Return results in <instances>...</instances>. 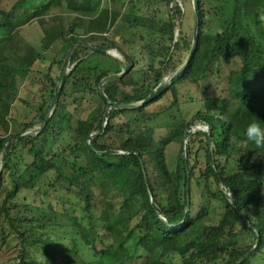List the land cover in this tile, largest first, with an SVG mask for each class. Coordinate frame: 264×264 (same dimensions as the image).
<instances>
[{
  "label": "trees",
  "instance_id": "16d2710c",
  "mask_svg": "<svg viewBox=\"0 0 264 264\" xmlns=\"http://www.w3.org/2000/svg\"><path fill=\"white\" fill-rule=\"evenodd\" d=\"M161 1L166 16L157 9L149 15L133 7L97 10L95 0L0 6V56L13 60L0 73L11 66L31 70L41 57L6 47L26 24L38 22L45 49L54 19L58 39L75 43L74 65L52 113L59 87L52 64L37 77L43 93L36 105L0 77V264H264V149L245 136L253 121L264 127V0H213L215 32L206 30L198 0V40L183 70L142 105L107 111L109 101L135 105L149 98L180 68L177 53L190 54L194 40L176 36L172 0ZM85 6L96 14L81 15ZM176 12L182 15L180 7ZM116 25L124 33L114 38ZM85 43L118 49L127 67ZM132 44L147 53L146 69H134L137 56L126 50ZM234 60L239 66L227 71L224 64ZM186 83L198 90L185 95L197 107L191 120L179 93ZM169 95L170 103H159ZM37 122L39 129L22 136ZM196 122L209 131H192ZM185 141L186 157L181 149L171 168L169 146ZM24 191L40 203L18 202ZM211 210L218 219L206 223Z\"/></svg>",
  "mask_w": 264,
  "mask_h": 264
},
{
  "label": "rangeland",
  "instance_id": "374dc122",
  "mask_svg": "<svg viewBox=\"0 0 264 264\" xmlns=\"http://www.w3.org/2000/svg\"><path fill=\"white\" fill-rule=\"evenodd\" d=\"M14 0H0V6L1 7H9L11 3ZM63 5H66V2H64ZM97 10L99 8H113V9H121L124 12H129L131 10V7L135 9L137 12L143 15H149L154 11V9H157L160 13V15L166 16L169 10L167 9L165 3H163L161 0H142V1H135L131 2V0H95V2L92 4ZM170 12L174 13L176 18V24H177V30H176V36L179 37H186L190 40H194V31H195V11H194V2L193 0H172V3L170 5ZM82 11L81 15L86 17L94 16L97 12L89 9L87 6ZM177 7L181 8L182 15L177 14L176 9ZM204 9H205V19H206V25L205 28L209 32H215V30L218 29V20L215 16V4L213 0H204ZM71 17L72 15H68V17ZM264 19V16H263ZM57 19L52 20L49 23V32L47 39L52 42L50 44V47L48 49H45L42 46V30L38 24V22H33L26 24L22 27L21 36L16 37L15 40L8 44L6 47L9 51H13L19 46L23 49L25 53H28L31 58H34V56L37 54L36 51L41 52V57L37 59L31 70L24 71L22 69H16L14 67H10L7 71L0 73V77L4 83L7 85L14 87L16 90L15 94L19 96V98L25 99L28 102L32 104H38L41 98V85L39 82L38 76H40V73L47 72L49 69V66L52 64V76L55 78L58 84H60L63 74H68L72 66L74 65L73 59H72V53L74 51V48L70 53L69 45L62 42L61 39H58V34L56 32L57 28ZM121 33H124L123 29L116 25L112 32L110 33L115 38L116 36L121 35ZM33 45L34 47L31 49L29 45ZM34 49V50H33ZM111 53H113L114 57L120 58L124 62V66L127 67L128 61L125 60L124 56L118 51L116 48H110L109 49ZM127 52L129 54H136L137 62L136 65H134L135 70H142L146 69L148 67L149 60L147 58V53L139 52L140 48H136L134 44L128 46L126 48ZM85 51L81 52V55H83ZM188 51L182 50L177 53V58L179 59V63H181L180 68L185 65V63L188 60ZM9 53L2 52L0 56V66L4 61H10ZM225 68L228 71V68L231 67H238L239 61L234 60L231 63H225ZM179 68V69H180ZM178 69V70H179ZM176 73V72H175ZM174 73V74H175ZM174 74H170L164 77L163 83H166L170 81L171 77ZM179 93L182 101V108L184 115L188 119H192L193 114L196 112L197 107L195 105H192L189 100H186L185 95H198V90L194 84L186 83L179 85ZM69 103L73 101V97H67L66 98ZM171 101V95L164 97L159 101L160 104H168ZM141 101L134 102L133 104H139ZM90 109V104H85L83 108L80 109L81 111V125H84V118L86 117L88 110ZM124 118L119 117L116 119L117 122L123 121ZM203 122H196L194 125H192L191 130L197 131L201 130L199 127H197L198 124ZM41 127V123L37 122L29 131L30 133L35 132L37 129ZM186 143L181 146V144L176 143L169 146V149L167 151L168 154V161L171 168H175L179 161V156L181 157V149L183 157H186ZM3 154L0 153V170L2 168L3 164ZM1 177V176H0ZM22 197H18L16 200L20 203L23 201L26 202H34V194L30 191H24L21 194ZM23 196H27V199H24ZM40 203L39 199H36ZM36 204V203H34ZM36 204V205H37ZM21 207V206H20ZM218 219V216L214 212V210H211V215L206 219V223H214ZM69 221V218L66 219V222ZM190 237V235L187 236V239ZM98 247H102L101 243H98ZM62 258L65 256L62 255ZM9 264V263H8ZM11 264V263H10Z\"/></svg>",
  "mask_w": 264,
  "mask_h": 264
},
{
  "label": "water",
  "instance_id": "95a60500",
  "mask_svg": "<svg viewBox=\"0 0 264 264\" xmlns=\"http://www.w3.org/2000/svg\"><path fill=\"white\" fill-rule=\"evenodd\" d=\"M193 2H194V11H195V31H194V43H193V47H192V49H191V51H190V54H189V57H188V60H187V62L190 60V58H191V56H192V54H193V52H194V50H195V46H196V44H197V40H198V31H199V25H200V19H199V3H198V0H193ZM92 51H96V52H102V53H104V54H111V55H113V53H111V51L110 50H108V49H98V48H96V47H94V46H92V45H90V44H88V43H85ZM74 46H75V43L71 46V48H70V53L69 54H71V52H72V50H73V48H74ZM186 62V63H187ZM185 66V65H184ZM184 66L183 67H181L172 77H171V79H170V81H168V82H166V83H163V84H161L160 85V87L149 97V98H147V99H141V102L139 103V104H135V105H127V104H125V103H123V102H115V101H109L108 102V108H107V111L109 110V109H111V108H125V107H136V106H140V105H142V102H145V101H148V100H150V99H152V98H154L155 96H157L158 94H160L169 84H170V82L174 79V77H176L182 70H183V68H184ZM128 72V69H124L121 73H119L117 76H111V77H109V80H112V79H120L125 73H127ZM66 76H67V74L66 73H64L63 74V77H62V80H61V82H60V84H59V87H58V89H57V91H56V93H55V97H54V99L52 100V102H51V106H50V109H49V113H52L53 112V110H54V107H55V104H56V101L59 99V97H60V94H61V91H62V88H63V86H64V83H65V80H66ZM101 92H102V94L105 96V94H104V91H103V89L101 88ZM105 98L108 100V98L105 96ZM48 118H49V115L48 116H46V119H45V123H44V125L46 124V122H47V120H48ZM27 134H30V132H26V133H24V134H22V136L23 135H27ZM12 142V140L9 142V144ZM8 144V145H9ZM0 176H1V170H0ZM188 187H189V185H188ZM232 203L234 204L235 203V201H234V197H232Z\"/></svg>",
  "mask_w": 264,
  "mask_h": 264
},
{
  "label": "clouds",
  "instance_id": "9594fccd",
  "mask_svg": "<svg viewBox=\"0 0 264 264\" xmlns=\"http://www.w3.org/2000/svg\"><path fill=\"white\" fill-rule=\"evenodd\" d=\"M204 133L209 131L207 123H200L197 125ZM245 136L249 142L254 144L258 149H264V127L261 122L253 121L249 123L245 129Z\"/></svg>",
  "mask_w": 264,
  "mask_h": 264
}]
</instances>
